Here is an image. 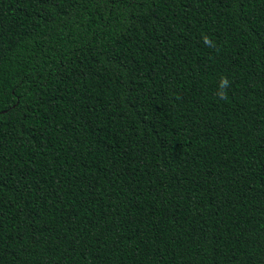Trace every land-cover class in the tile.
Here are the masks:
<instances>
[{"label": "trees", "instance_id": "obj_1", "mask_svg": "<svg viewBox=\"0 0 264 264\" xmlns=\"http://www.w3.org/2000/svg\"><path fill=\"white\" fill-rule=\"evenodd\" d=\"M0 264H264V0H0Z\"/></svg>", "mask_w": 264, "mask_h": 264}, {"label": "clouds", "instance_id": "obj_2", "mask_svg": "<svg viewBox=\"0 0 264 264\" xmlns=\"http://www.w3.org/2000/svg\"><path fill=\"white\" fill-rule=\"evenodd\" d=\"M203 40H204L205 44L208 45L209 47L214 46V42H212L209 37L204 36ZM229 86H230L229 79L226 76H222L220 78V81H219V90H218V93H217L219 98L227 100L228 97H227L226 89Z\"/></svg>", "mask_w": 264, "mask_h": 264}]
</instances>
